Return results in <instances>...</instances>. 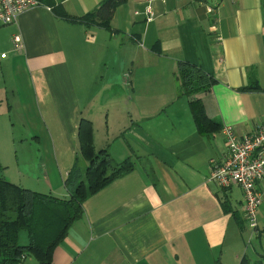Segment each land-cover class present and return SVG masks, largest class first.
I'll list each match as a JSON object with an SVG mask.
<instances>
[{
  "label": "crops",
  "instance_id": "0c3cea01",
  "mask_svg": "<svg viewBox=\"0 0 264 264\" xmlns=\"http://www.w3.org/2000/svg\"><path fill=\"white\" fill-rule=\"evenodd\" d=\"M39 1L0 24V132L18 142L26 163L20 181L2 174L69 196L76 157L82 171L87 166L82 117L93 122L97 149L135 161L85 201L51 264H239L243 192L207 179L227 142L221 130L199 131L176 72L184 60L215 77L195 96L221 128L243 135L264 124V0H127L111 29L58 14L82 16L102 0ZM254 79L260 89H246ZM258 188L263 201L251 231L260 257L264 181Z\"/></svg>",
  "mask_w": 264,
  "mask_h": 264
},
{
  "label": "trees",
  "instance_id": "16d2710c",
  "mask_svg": "<svg viewBox=\"0 0 264 264\" xmlns=\"http://www.w3.org/2000/svg\"><path fill=\"white\" fill-rule=\"evenodd\" d=\"M125 1L102 0L94 10L82 16H71L64 11L58 14L88 26L111 29L113 14ZM176 77L180 94L189 98L199 131L221 130L217 121L208 116L203 101L195 96L211 88L216 82L215 77L199 65L184 60L178 64ZM246 89L260 87L254 79ZM93 131V122L82 117L78 126L79 153L87 166L82 171L76 157L65 181L69 192L67 197L23 187L0 173V264H24L23 255L33 257L38 264H51L55 248L66 237L71 225L83 216L85 201L135 169V161L131 157L117 161L107 147L97 149ZM227 203L226 200L223 205L226 207ZM22 230H26L28 235L26 244L20 243ZM239 264H264V253L254 263L244 255Z\"/></svg>",
  "mask_w": 264,
  "mask_h": 264
},
{
  "label": "built area",
  "instance_id": "2783aa9c",
  "mask_svg": "<svg viewBox=\"0 0 264 264\" xmlns=\"http://www.w3.org/2000/svg\"><path fill=\"white\" fill-rule=\"evenodd\" d=\"M40 3L39 0H0V24L16 22L23 12ZM208 11L213 12V8H208ZM148 13L153 15L150 9ZM13 42L15 48L22 47L20 35H15ZM221 132L227 142V155L222 160L210 162L207 179L222 188H241L244 219L247 226L256 232L257 215L263 201L258 186L264 181V124L243 135H239L231 125L222 127ZM22 259L27 257L23 255Z\"/></svg>",
  "mask_w": 264,
  "mask_h": 264
},
{
  "label": "rangeland",
  "instance_id": "374dc122",
  "mask_svg": "<svg viewBox=\"0 0 264 264\" xmlns=\"http://www.w3.org/2000/svg\"><path fill=\"white\" fill-rule=\"evenodd\" d=\"M105 95L103 100L105 99L107 93L103 94ZM21 152L20 147L18 146V142L15 144L12 141H5L3 139V135L0 132V173H5V175L8 178H11L15 181H20V177L23 174L21 170H24L23 167L26 166L24 157L19 154ZM28 159L32 160L34 159L33 156H31ZM33 163V162H32ZM3 169V170H2ZM235 195L237 198H240V193H237V190L235 192ZM257 220L259 224V214L257 215ZM244 228L241 233L242 237V257L243 255H246L248 258L251 259L252 263L258 260V253H256V250L260 248V243L255 237V235L252 233L251 229L247 226L246 223L243 224ZM232 235V233H231ZM264 242V238H263ZM20 243L26 244L28 243V235L26 230H22L20 233ZM229 244V243H228ZM232 246L231 244H229ZM24 264H38L36 259L33 257H28Z\"/></svg>",
  "mask_w": 264,
  "mask_h": 264
}]
</instances>
